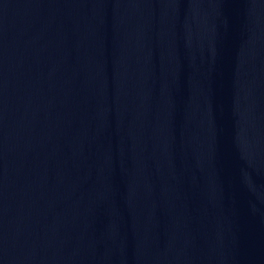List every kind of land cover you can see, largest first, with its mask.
<instances>
[{
    "label": "water",
    "instance_id": "95a60500",
    "mask_svg": "<svg viewBox=\"0 0 264 264\" xmlns=\"http://www.w3.org/2000/svg\"><path fill=\"white\" fill-rule=\"evenodd\" d=\"M0 264H264V0H0Z\"/></svg>",
    "mask_w": 264,
    "mask_h": 264
}]
</instances>
